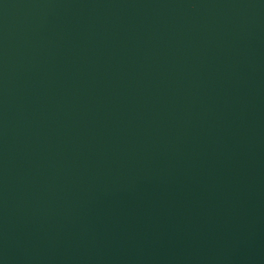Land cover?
I'll list each match as a JSON object with an SVG mask.
<instances>
[{
	"label": "water",
	"instance_id": "95a60500",
	"mask_svg": "<svg viewBox=\"0 0 264 264\" xmlns=\"http://www.w3.org/2000/svg\"><path fill=\"white\" fill-rule=\"evenodd\" d=\"M0 264H264V0H0Z\"/></svg>",
	"mask_w": 264,
	"mask_h": 264
}]
</instances>
